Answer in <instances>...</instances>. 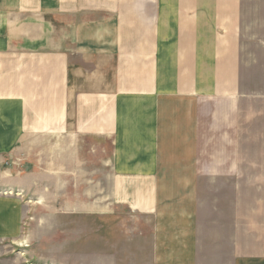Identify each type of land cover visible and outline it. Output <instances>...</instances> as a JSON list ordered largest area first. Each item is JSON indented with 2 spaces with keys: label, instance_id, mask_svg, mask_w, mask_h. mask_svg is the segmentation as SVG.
<instances>
[{
  "label": "crops",
  "instance_id": "crops-1",
  "mask_svg": "<svg viewBox=\"0 0 264 264\" xmlns=\"http://www.w3.org/2000/svg\"><path fill=\"white\" fill-rule=\"evenodd\" d=\"M242 8L0 0V160L79 165L93 139L101 164L110 143L109 200L151 217L153 264H264V43Z\"/></svg>",
  "mask_w": 264,
  "mask_h": 264
},
{
  "label": "rangeland",
  "instance_id": "rangeland-1",
  "mask_svg": "<svg viewBox=\"0 0 264 264\" xmlns=\"http://www.w3.org/2000/svg\"><path fill=\"white\" fill-rule=\"evenodd\" d=\"M242 9L243 33L264 43V0ZM95 145L87 139L79 165L43 152L0 160V264H153L152 219L109 200L108 154L95 163Z\"/></svg>",
  "mask_w": 264,
  "mask_h": 264
},
{
  "label": "bare ground",
  "instance_id": "bare-ground-1",
  "mask_svg": "<svg viewBox=\"0 0 264 264\" xmlns=\"http://www.w3.org/2000/svg\"><path fill=\"white\" fill-rule=\"evenodd\" d=\"M8 223H9L8 225H10L11 224V221H9Z\"/></svg>",
  "mask_w": 264,
  "mask_h": 264
}]
</instances>
